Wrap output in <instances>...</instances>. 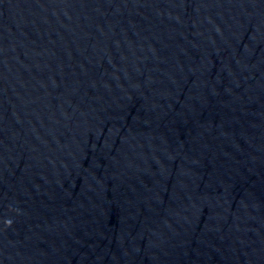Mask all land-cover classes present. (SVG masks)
<instances>
[{"label":"water","instance_id":"obj_1","mask_svg":"<svg viewBox=\"0 0 264 264\" xmlns=\"http://www.w3.org/2000/svg\"><path fill=\"white\" fill-rule=\"evenodd\" d=\"M0 264H264V0H0Z\"/></svg>","mask_w":264,"mask_h":264}]
</instances>
